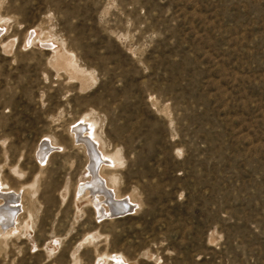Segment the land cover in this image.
Here are the masks:
<instances>
[{"label": "rangeland", "instance_id": "rangeland-1", "mask_svg": "<svg viewBox=\"0 0 264 264\" xmlns=\"http://www.w3.org/2000/svg\"><path fill=\"white\" fill-rule=\"evenodd\" d=\"M0 190V264H264V0H0Z\"/></svg>", "mask_w": 264, "mask_h": 264}, {"label": "bare ground", "instance_id": "bare-ground-1", "mask_svg": "<svg viewBox=\"0 0 264 264\" xmlns=\"http://www.w3.org/2000/svg\"><path fill=\"white\" fill-rule=\"evenodd\" d=\"M84 126V123L76 124L73 128L77 130L72 131L71 134L73 143L76 142L82 145L89 155L88 162L91 178L78 183V192L86 195V197L92 195L93 199L90 201L93 202L94 205L99 204V200L96 197L98 193H101L106 199V204L109 209L115 213L113 216L123 214L131 208L134 202L130 197H127V199L122 198L115 193V190L110 184L114 181L113 176L107 178L103 173L104 168L114 166V161L101 150L99 142L94 132L91 130L92 126L88 130L84 129ZM44 152L46 153L47 150L40 151L39 156L45 155ZM19 196L18 192L0 190V199L4 201V203L0 205V234H4V238L6 236L5 234H8L12 229H16V225H18V213L19 210L22 209ZM121 207L126 211L120 213L119 209Z\"/></svg>", "mask_w": 264, "mask_h": 264}, {"label": "water", "instance_id": "water-1", "mask_svg": "<svg viewBox=\"0 0 264 264\" xmlns=\"http://www.w3.org/2000/svg\"><path fill=\"white\" fill-rule=\"evenodd\" d=\"M124 211H126L123 207H121L120 209H119V212L120 213H122V212H124Z\"/></svg>", "mask_w": 264, "mask_h": 264}]
</instances>
